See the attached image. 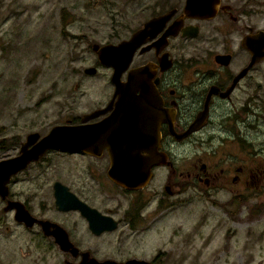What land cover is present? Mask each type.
Here are the masks:
<instances>
[{
    "label": "rangeland",
    "instance_id": "374dc122",
    "mask_svg": "<svg viewBox=\"0 0 264 264\" xmlns=\"http://www.w3.org/2000/svg\"><path fill=\"white\" fill-rule=\"evenodd\" d=\"M156 1L0 0V127L5 139L24 140L29 131L44 134L107 99L112 88L109 69L99 66L90 77L83 71L96 64L91 45L128 36L156 9ZM257 10L259 24L264 25V4ZM260 67L264 68V61ZM258 125L241 140L236 125L225 123L223 145L214 135L221 131L212 125L210 141L178 145L173 157L183 174L176 176L181 185L171 196L164 191L166 167L141 195H131L99 168L106 162L104 157L56 150L27 170L20 185L35 191L36 206L40 202L46 206L48 200L42 198L47 187L60 179L99 209L111 208L119 220L115 230L100 236L87 231L76 237L80 245L96 246L95 254L122 259L157 255L158 264H264V122ZM213 149L217 153L203 160L214 163L216 170L223 166L225 172L240 163L256 172L263 170L259 186L229 182L206 196L200 188L188 186L185 173L195 155ZM13 151L10 147L3 155ZM137 197L139 203L148 200L144 213H150L160 198L170 206L131 227L126 212L134 213L131 200ZM49 201L52 204L51 195ZM48 239L17 225L11 211L0 210V264H65L63 251L55 243L48 247Z\"/></svg>",
    "mask_w": 264,
    "mask_h": 264
},
{
    "label": "flooded vegetation",
    "instance_id": "af4514ba",
    "mask_svg": "<svg viewBox=\"0 0 264 264\" xmlns=\"http://www.w3.org/2000/svg\"><path fill=\"white\" fill-rule=\"evenodd\" d=\"M185 3L186 0H157L153 3L156 9L138 26L133 27L134 29L130 30L128 36L104 42L116 44L123 39H128L150 18L166 15L158 30L146 34L145 40L135 48L128 66L120 74V80L126 81L131 70L141 68L139 80L142 84L130 85L129 90L133 92L131 96L149 98L153 105V112L158 110L161 116L158 125L157 151H163L166 160L150 167L151 175L147 184L129 189L112 180L107 173L110 167L107 148H103L99 154L81 149L50 148L41 158L31 160L25 167L12 174L6 182V187L0 191L1 212L11 211L13 221L24 230L50 238L48 247L51 243H55L63 251L65 264H80L84 259L83 264L84 261L90 262V258L98 261L107 259L125 261L135 257L151 264H158V261L157 255L151 258L132 256L122 259L111 255L95 254L96 246L80 245L77 236L87 234V231H90L89 235L100 236L105 232L115 230L119 225V220L112 215L111 208L99 209L89 201V197L85 198L76 194L60 179L54 180L52 185L47 187V195L42 198L44 201L48 200L46 206L43 202H40L39 206L34 205L35 191L22 188L20 181L27 170L45 160L48 152L56 150L64 153L78 152L98 159L104 157L106 162L99 168L106 169L108 179L116 187L131 195H141V191L154 179L156 174L166 167L168 175L165 179L164 191L171 196L179 192L181 185V181L177 180L176 176L183 174L182 171H177L173 157L178 145L185 142L202 145L205 141H210L213 136L212 125H217L221 131L220 134L214 135H219L223 145V125L225 123L235 124L236 134L242 140L247 132L259 127L260 120L264 122V68L260 67V63L264 61V55L259 60L251 62L252 53L248 41H243L246 36H250L252 48H260V32L264 31V25L259 24L257 8L259 9V6L264 4V0H213L210 2V8L203 13L195 9L185 12ZM95 55L96 64L86 66L95 67V72L87 73L86 67L83 71L90 77L96 73L99 66L107 67L112 85L110 95L107 99L97 101L89 110L69 117L61 124L83 123L84 116L106 109L85 121V123H95L105 118L114 108L113 95L116 88L112 81L114 66L101 63L96 52ZM1 128L0 160L18 155L27 135L33 132L26 133L24 140L13 137L9 142V139L3 136ZM145 131L147 132L148 129L146 128ZM39 134L42 136L45 133L39 132ZM10 147L14 151L3 155L4 151ZM196 149L194 146V150ZM146 153L145 149L141 150V154ZM216 153L217 150L213 149L208 154L202 152L195 155V159L190 163L191 167L185 173V177L189 178L188 186L200 188L204 196L210 194L213 188H223V185H228L229 182L241 186L255 183L254 186H259L258 175L263 170L258 169L256 172V169L245 163L230 165L225 172L223 166L216 170L214 163L203 160L204 156H213ZM221 153L219 160L223 161V147ZM56 181L67 185L69 190L89 207L97 209L104 215L112 216L118 222L117 227L95 233L90 228L87 215L79 208L60 209L55 204L54 183ZM50 195L53 198L52 204L49 201ZM140 201L141 198L138 197L134 201L132 199L131 204L136 206L133 208L134 213L126 212V220L131 227H136L143 218H147L152 213L161 212L170 206L169 203L163 204V198H160L150 213H144L143 209L148 200L139 203ZM20 216L25 217L26 221L20 219ZM30 221H32L31 224H29ZM57 226L66 231L69 241L79 251L74 252L71 245H68L66 249L63 248V244L61 245L56 240L54 234L46 232L53 231Z\"/></svg>",
    "mask_w": 264,
    "mask_h": 264
},
{
    "label": "water",
    "instance_id": "95a60500",
    "mask_svg": "<svg viewBox=\"0 0 264 264\" xmlns=\"http://www.w3.org/2000/svg\"><path fill=\"white\" fill-rule=\"evenodd\" d=\"M211 1L213 0H186L184 11L191 12L190 10L195 9L203 13L210 8ZM165 16L150 18L128 39H123L116 44L112 42L93 43L92 48L99 61L105 65L114 66L112 81L116 88L113 95L115 103L111 113L98 122L85 123L88 118L97 116L106 109L97 110L84 116L83 123L55 124L42 136L37 131L29 133L18 155L0 160V191L6 187V182L12 174L25 167L31 160L41 158L50 148L81 149L95 154H99L103 148H107L110 156V167L107 173L112 180L129 189L147 184L151 175L150 167L166 160L165 153L157 151L158 125L161 116L158 110L153 112V105L149 98L131 96L133 92L129 90L130 85L142 84L139 80L141 68L131 70L126 81L120 80V74L128 66L135 48L145 40L146 34L158 30L163 24L162 20ZM262 32H260L261 46L259 49L252 48L250 36H246L243 40L244 42L248 41L252 53L251 62L259 60L264 55V34H261ZM85 71L94 73L95 67H86ZM29 144L32 145L28 146ZM142 149H145L147 153L141 154ZM54 190L55 204L62 210L79 208L82 213L87 215L90 228L95 233H99L103 229L117 227V220L89 207L70 191L67 185L56 181ZM21 216L20 219L26 221L25 217ZM31 223L32 221L29 224ZM46 232L54 234L56 240L61 245L63 244V248L66 249L68 245H71L74 252L79 251L69 241L66 231L60 226H57L53 231ZM90 259V262L84 261L83 264H151L144 259L135 257L125 261Z\"/></svg>",
    "mask_w": 264,
    "mask_h": 264
}]
</instances>
